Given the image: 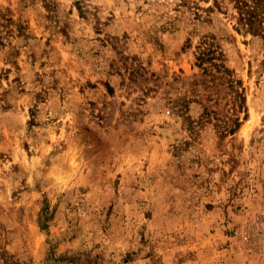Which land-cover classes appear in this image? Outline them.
Returning a JSON list of instances; mask_svg holds the SVG:
<instances>
[{
  "label": "rangeland",
  "instance_id": "1",
  "mask_svg": "<svg viewBox=\"0 0 264 264\" xmlns=\"http://www.w3.org/2000/svg\"><path fill=\"white\" fill-rule=\"evenodd\" d=\"M239 17L0 0V264H264V39Z\"/></svg>",
  "mask_w": 264,
  "mask_h": 264
},
{
  "label": "trees",
  "instance_id": "2",
  "mask_svg": "<svg viewBox=\"0 0 264 264\" xmlns=\"http://www.w3.org/2000/svg\"><path fill=\"white\" fill-rule=\"evenodd\" d=\"M236 1L240 15L239 25L242 26V28L246 32L254 36H259L264 39V0H236ZM214 10L215 9L213 7H209L208 9L205 10L198 8L195 19L201 27L209 24V22L212 21L211 14H209V12L210 13L214 12ZM200 11L206 13L207 15L205 16ZM214 38L215 35L213 34L205 35L202 37V41L199 46V55L197 57L200 64H204L205 62L212 59L214 60L216 58L215 57L216 50L214 49L215 48L214 44L212 41L209 42V39H214ZM213 65H218L219 68L224 66L223 64H213ZM235 83L236 86L237 84H240V82L236 80ZM243 97L244 96H242V98ZM240 125L241 123L239 121L237 124V128H239Z\"/></svg>",
  "mask_w": 264,
  "mask_h": 264
}]
</instances>
